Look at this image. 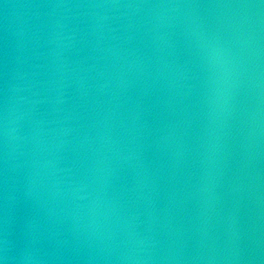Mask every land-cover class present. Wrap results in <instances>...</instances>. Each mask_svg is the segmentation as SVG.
<instances>
[{
	"label": "water",
	"instance_id": "obj_1",
	"mask_svg": "<svg viewBox=\"0 0 264 264\" xmlns=\"http://www.w3.org/2000/svg\"><path fill=\"white\" fill-rule=\"evenodd\" d=\"M0 264H264V0H0Z\"/></svg>",
	"mask_w": 264,
	"mask_h": 264
}]
</instances>
